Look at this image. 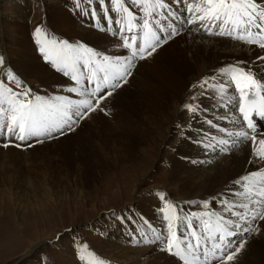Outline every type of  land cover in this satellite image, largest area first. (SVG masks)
<instances>
[{
	"label": "snow or ice",
	"instance_id": "obj_1",
	"mask_svg": "<svg viewBox=\"0 0 264 264\" xmlns=\"http://www.w3.org/2000/svg\"><path fill=\"white\" fill-rule=\"evenodd\" d=\"M106 3L107 0H99L100 6ZM172 4L178 8L174 9ZM111 5L116 18L108 15V9L102 18L108 22L107 31L114 38L118 37L115 47L119 51L115 53L106 54L82 42L57 39L39 25L35 27L32 35L38 52L44 62L66 80L61 82L55 94H40L33 91L12 67H5L0 72V146L7 148L14 140L19 142L13 145L15 147H30L29 141L41 143L44 139H56L73 131L91 113L104 111L107 97L127 82L136 61L151 56L188 25H198L194 30H203L209 35L229 36L264 49V0H198L187 3L186 10L182 0H131V5L144 13L143 16L134 14L126 6V0H111ZM91 15L93 19L97 18L95 11ZM257 59L264 64V56ZM5 63L4 57L0 56V66ZM198 84L202 92L188 98L197 102L181 105L189 113V123L182 129L181 136H185L199 117H204L203 124L225 134L217 136L203 129L196 133L193 142L206 154L217 150L231 151L250 140L251 158L247 163L264 164V124L260 123L264 121V68L228 64ZM230 86H234L235 93L239 94V117L227 115L218 116V119L227 120L235 130L220 127L204 116L209 109L203 104V98L216 99L215 94L219 93L218 106L228 107L235 103L234 98H227ZM228 191L231 196L240 197V201L227 194L212 197L228 216L210 209L212 201L209 199L198 202L203 211L181 215L184 210L167 200L164 192H158L163 201L159 211L166 222V234L153 231L150 238L146 232H140L138 237L137 230H133L132 243L159 242L163 246L160 251H167L182 264H228L244 248L247 236L264 231V167L240 176ZM116 219L123 223L125 217L116 216ZM193 221L202 225L201 231H197ZM185 223L182 230L181 225ZM233 237L240 238L234 241ZM77 255L85 264H109L89 251L86 244L78 246ZM37 264L42 261L38 259Z\"/></svg>",
	"mask_w": 264,
	"mask_h": 264
},
{
	"label": "bare ground",
	"instance_id": "obj_2",
	"mask_svg": "<svg viewBox=\"0 0 264 264\" xmlns=\"http://www.w3.org/2000/svg\"><path fill=\"white\" fill-rule=\"evenodd\" d=\"M11 1L15 6L17 5L16 13L19 18L17 17L18 22L10 23L14 26L10 31L14 36L7 40L4 35V40L9 44L6 45L9 49L7 67H12L28 85L36 80L40 90L45 92L50 90L49 93L55 94L61 82L66 80L51 69L50 64L45 63L38 52V46L32 35L38 25L49 36L57 39L62 38L70 43L82 42L96 50H103L106 54L119 51L115 47L118 37L114 38L112 33L107 31L108 22L102 18L105 9L109 10V16L116 18V14L111 12V0L103 6L99 5V0H50L49 4L44 5L42 14L32 27L28 25V17L25 16V11L29 9L28 0ZM196 2L198 0H182L185 10L187 3ZM126 6H129L137 16L144 15L137 7L131 5V1L126 0ZM171 6L174 9L178 8L175 4ZM93 11L96 12V19L91 15ZM32 28L33 31L30 32ZM194 29H198V25L186 26L177 36L157 48L151 56L136 61L132 75L122 85L128 88L127 84L131 82V86L121 94L113 92L116 95L107 97L103 104L104 111L89 115L86 131L78 132L80 127H76L78 131L74 132L78 135L72 145L75 156L72 157L74 164L71 168V175L76 184L75 190L80 189L81 194H85L86 189H81L84 187L83 177L89 178L94 184L104 174L122 164L138 163L142 156L140 152L152 142L160 147L166 145L172 136L173 126L184 129L189 123L188 113L185 114V118L179 116L181 105L184 102L196 103V100L189 101L188 98L202 92L198 82L217 73L220 67L242 63L250 67L254 65L257 69L264 68V64L257 59L258 56H264V49L234 40L229 36L209 35L203 30ZM215 95L216 99L203 98V104L209 109L204 116L213 119L220 127L235 130L231 123L218 119V116L239 117V94L235 93L234 86H230L227 98H234L235 103L230 104L227 107L228 111L224 110V114L220 109L225 107H220L216 103V100L220 99V94ZM203 118L199 117L184 137L180 134L177 143L171 145L172 152L168 157L169 182L178 185L183 197L180 200L174 198L171 200L170 196L173 195L171 190H164V194L165 198L173 202L178 209L184 210L181 215L190 211H203L202 206L198 210L192 207L199 205L198 202L203 199L212 201V197L218 194H227L231 199L239 202L240 197H233L228 191L233 188V181L248 171L264 167V164L247 163L251 158L250 140L231 151L217 150L215 153L224 154L217 160L213 159L214 153L206 154L193 142L196 133L203 129L217 136L225 134L218 133L216 129L203 124ZM189 201L197 203L189 204ZM162 207L161 200L155 202L151 200L149 207L140 206L135 219L143 222L137 226V231L141 230L149 234L156 232V228L151 223L160 219L162 223L164 222L163 214L159 211ZM210 209L225 216L229 215L216 201L210 203ZM128 221L131 223L134 220L130 218ZM193 223L197 224V231L202 230V225L197 221ZM185 227L186 223L181 225L182 230ZM164 229L166 231V226ZM111 236L112 239L116 236L119 241L125 240L127 232L120 229ZM246 238L244 248L228 264H264V231L259 234L254 232ZM63 247L65 250L70 249L65 243ZM161 247L162 245L154 243L150 248L141 249L142 258L149 260L144 259L145 264L173 263V257H167L166 251L159 250ZM202 252L203 248H201Z\"/></svg>",
	"mask_w": 264,
	"mask_h": 264
},
{
	"label": "rangeland",
	"instance_id": "obj_3",
	"mask_svg": "<svg viewBox=\"0 0 264 264\" xmlns=\"http://www.w3.org/2000/svg\"><path fill=\"white\" fill-rule=\"evenodd\" d=\"M28 2L25 16L32 27L50 0ZM16 6L11 0H0V56L6 61L0 66V72L8 65L9 49L6 45L9 44L4 39L6 36L10 40L14 36L10 32L14 26L10 23L18 22ZM127 85L129 88L131 82ZM28 86L40 94L45 93L36 80ZM128 88L121 86L114 93L121 94ZM220 110L224 114L228 108ZM178 113L185 118L188 112L180 108ZM88 122L89 116L64 136L44 139L41 143L29 141L30 147H15L13 145L19 142L14 140L7 148L0 146V264H37L38 259L42 264H85L77 255L78 246L85 244L89 251L109 264H145V260L149 261L142 258L140 252L154 243L133 244L131 233L143 222L135 219L138 208L149 207L151 200L159 201L158 192L171 190V200L183 197L178 185L169 182L168 161L171 145L180 139L182 127H172V136L166 145L160 147L157 143H150L140 152L142 156L138 163L122 164L94 184L83 177L84 187L81 189L86 190L85 194H81L80 189L75 190L76 184L71 175L72 157L75 156L72 145L78 135L74 132L76 127H80L78 132H84ZM223 155L214 153L212 156L217 160ZM199 208L200 205L192 207L194 210ZM116 216L125 217L124 222L120 223ZM130 218L134 220L131 223L128 221ZM152 222L156 233L165 231V221ZM120 229L127 232L125 240L119 241L116 236L112 239L111 235ZM140 232L135 234L139 237ZM147 234L151 238L152 234ZM233 240L238 239L233 237ZM63 243L70 249L65 250ZM167 254L174 259L171 264H182L176 257Z\"/></svg>",
	"mask_w": 264,
	"mask_h": 264
}]
</instances>
